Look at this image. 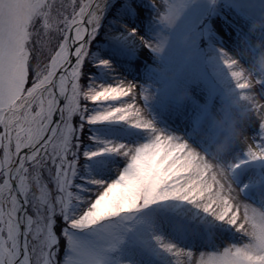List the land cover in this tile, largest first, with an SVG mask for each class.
I'll return each instance as SVG.
<instances>
[{
  "label": "snow or ice",
  "instance_id": "1",
  "mask_svg": "<svg viewBox=\"0 0 264 264\" xmlns=\"http://www.w3.org/2000/svg\"><path fill=\"white\" fill-rule=\"evenodd\" d=\"M113 3L139 11L137 0H0V264H264V78L250 86L235 59L247 65L256 48L246 37L218 50L221 109L233 93L258 103L245 138L214 153L212 121L189 142L156 126L134 83L83 85L90 61L110 66L89 45ZM152 4L170 27L184 0ZM246 4L264 19V0ZM127 32L156 53L168 43ZM88 125L114 139L82 148ZM89 163L99 175L84 174Z\"/></svg>",
  "mask_w": 264,
  "mask_h": 264
},
{
  "label": "rangeland",
  "instance_id": "2",
  "mask_svg": "<svg viewBox=\"0 0 264 264\" xmlns=\"http://www.w3.org/2000/svg\"><path fill=\"white\" fill-rule=\"evenodd\" d=\"M137 4L139 11L130 16L118 15L114 3L110 7L89 45L90 52L109 60L110 66L93 59L84 70L82 83L85 87L90 81L134 83L146 91L147 99L141 103L156 126L193 142V129L201 117L210 123L221 107L222 86L216 78L218 50L235 53L246 37L252 43V9L246 0H184L175 23L166 27L160 24L152 0H137ZM128 28H135L145 40L165 35L168 43L161 53L153 52L138 38H130ZM255 131V126L247 129L249 135ZM92 136L114 139L104 136L97 126L88 125L81 132L82 148L94 145L95 141L85 139ZM84 174L99 175L90 163Z\"/></svg>",
  "mask_w": 264,
  "mask_h": 264
},
{
  "label": "clouds",
  "instance_id": "3",
  "mask_svg": "<svg viewBox=\"0 0 264 264\" xmlns=\"http://www.w3.org/2000/svg\"><path fill=\"white\" fill-rule=\"evenodd\" d=\"M262 26L264 19H255L249 25V33L253 36L252 45L256 48L254 55L245 51L249 63L239 64L238 57L235 58L244 73L243 78L250 86L258 79L264 78V37L259 35ZM254 96V93H249L245 100H241L238 94L233 93L229 105L225 106L224 110L218 108L212 115L211 121L221 129L219 139L212 149L214 153L226 152L232 143L245 138V122L252 113V108L258 103Z\"/></svg>",
  "mask_w": 264,
  "mask_h": 264
},
{
  "label": "bare ground",
  "instance_id": "4",
  "mask_svg": "<svg viewBox=\"0 0 264 264\" xmlns=\"http://www.w3.org/2000/svg\"><path fill=\"white\" fill-rule=\"evenodd\" d=\"M112 5H113V4H112ZM112 5H111V6H112ZM111 6H108V7L105 8V12H104L103 19H104V17L106 16V14H107V12L109 11V9H110ZM102 21H103V20H102Z\"/></svg>",
  "mask_w": 264,
  "mask_h": 264
}]
</instances>
